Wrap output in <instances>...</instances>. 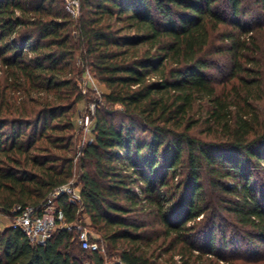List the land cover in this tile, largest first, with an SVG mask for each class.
Wrapping results in <instances>:
<instances>
[{
  "label": "trees",
  "instance_id": "1",
  "mask_svg": "<svg viewBox=\"0 0 264 264\" xmlns=\"http://www.w3.org/2000/svg\"><path fill=\"white\" fill-rule=\"evenodd\" d=\"M256 2L261 13L246 19L244 0H79L77 15L68 0H0V213L42 208L79 161L91 228L120 264H164L158 248L181 264L255 263L214 244L221 229L228 246L229 229L264 246ZM225 58L227 82L215 76ZM87 70L106 91L77 157L73 118L86 100L77 81ZM58 203L74 222L78 208L67 196ZM103 255L84 249L75 228L44 245L18 227L0 230V264H106Z\"/></svg>",
  "mask_w": 264,
  "mask_h": 264
},
{
  "label": "built area",
  "instance_id": "2",
  "mask_svg": "<svg viewBox=\"0 0 264 264\" xmlns=\"http://www.w3.org/2000/svg\"><path fill=\"white\" fill-rule=\"evenodd\" d=\"M70 4V11L77 15L79 13V0H72ZM90 85H92L94 91L99 95L97 102H101L103 92L100 90V87L95 85V77L87 70L83 78L77 81V86L86 94ZM97 102L90 106L91 116H89V118L87 117V120L80 116L79 124L84 134H87V131L92 127V117L95 114ZM85 145L86 142L84 137V139L80 140L78 145L79 150L77 157L82 155ZM61 196H67L69 201L78 208L77 219L74 222H68L67 218L60 210L58 199ZM12 212L13 215H10L14 216V223L12 226L20 228L32 245L46 244L58 228H75L78 232L79 241L84 249L98 251L102 254L106 252L105 242L92 235L89 228L90 222H86L87 219L90 220V218L82 200L81 187L79 183L73 180L54 190L50 194L47 203L42 208L17 206ZM3 215L5 214L0 213V217Z\"/></svg>",
  "mask_w": 264,
  "mask_h": 264
},
{
  "label": "rangeland",
  "instance_id": "3",
  "mask_svg": "<svg viewBox=\"0 0 264 264\" xmlns=\"http://www.w3.org/2000/svg\"><path fill=\"white\" fill-rule=\"evenodd\" d=\"M71 1L72 0H68L69 6L71 5L70 4ZM244 3H245V7L248 9L247 10L248 16H246L247 17L246 19H248V18L253 19V16L256 17V15L259 16V14L261 12H260V9L258 8V4H257L256 0H244ZM229 18H231V17H228V19ZM248 22H251V21L248 20ZM260 42L262 43V47H263V51H262L263 55L262 56H264V34L262 36H260ZM221 61L222 62H220V70L222 71V73L219 71L215 72V76L219 79V81L227 82V81H229L228 79L232 76L230 68H229L228 60H226V58H225L224 60H221ZM2 69L3 68L0 64V77L2 76ZM95 85L100 87V90L102 92L106 91L105 85H103L97 79H95ZM221 86H222V83H221V85H219V87H221ZM263 88H264V85H263ZM98 99H99V95L97 94L96 91H94L92 85H90L89 90L86 93V100L78 103V105L76 107V114L73 118V121L75 124V132L77 134V139L75 141L77 146L79 145L80 140L84 139V137H85L86 144L89 141L94 139V133H93L92 127L90 128L89 131H87V134H84L83 129H81V127H80L79 119H80V116H82L84 119L87 120V117L89 118V116H91L90 115L91 114L90 106L93 103L97 102ZM206 128H207L206 124L202 123L197 127L196 131L199 132L200 136L205 137L206 136L205 132L207 131ZM88 168L92 170V167L90 165H88ZM81 176H82V170L80 168L79 161H77L76 167L74 169V176H73L72 180L76 183H79ZM261 178H264V177H261ZM86 222L89 223L90 220L87 219ZM13 223H14V216H9V215L1 216L0 217V230H3L4 228L11 226ZM90 224L91 223H89V225ZM89 228L92 232V235L95 238H97V237L99 238V236L96 234V232L91 228V225L89 226ZM228 230L229 229H227V233H228L227 245L228 246H226V243L223 241L221 229L217 230L216 241L214 244L215 249H216L215 252H219L223 255H231L234 253L241 252L243 255L249 254L253 258L258 259V260H256L255 263H246L245 261H242L240 264H264V246H260L259 244H258V246H253V245L248 246L247 245L248 243L246 241L237 240V238L232 236L231 230H229V231ZM200 237H201L200 240H202L204 238V233H202L200 235ZM168 243H169V241H168ZM164 250L165 249L161 250L160 248H158V250H157V255L162 254L161 255L162 256V262H164V264H181L180 256L175 255V251H170L168 253H164L165 252ZM103 256H105L106 264H120L121 263L120 259L116 255H110V253H108L107 245H106V252ZM210 258H212V259L215 258V260H216L215 256H210Z\"/></svg>",
  "mask_w": 264,
  "mask_h": 264
}]
</instances>
